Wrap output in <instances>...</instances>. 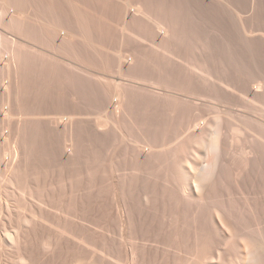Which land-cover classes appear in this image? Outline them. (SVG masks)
<instances>
[{"label":"rangeland","instance_id":"obj_1","mask_svg":"<svg viewBox=\"0 0 264 264\" xmlns=\"http://www.w3.org/2000/svg\"><path fill=\"white\" fill-rule=\"evenodd\" d=\"M9 1L0 264H264V0Z\"/></svg>","mask_w":264,"mask_h":264},{"label":"bare ground","instance_id":"obj_2","mask_svg":"<svg viewBox=\"0 0 264 264\" xmlns=\"http://www.w3.org/2000/svg\"><path fill=\"white\" fill-rule=\"evenodd\" d=\"M7 1H9V0H7ZM5 2H6V0H5ZM9 2H10V1H9ZM3 4L5 5L4 1H3ZM8 6L10 7V4L8 5V4L6 3V5L3 6V7L6 8V7H8ZM12 7H13V4H12ZM14 7H15V6H14ZM138 8H139V7H138ZM138 8H137V9H138ZM15 9H16V8H15ZM18 9H19V8H18ZM18 9H17V10H18ZM137 9H136V12H138V11H139V12H142L143 15H144L145 17H147V18H150V17H151V18H152L151 14L147 13V11H144L145 9H144V10H141V7H140L138 10H137ZM18 12H20V13L22 14L21 11H18ZM15 13H16V12H15ZM142 13H141V14H142ZM16 14H18V13H16ZM16 14H15L14 16H16ZM21 14H20V15H21ZM12 15H13V14H12ZM18 15H19V14H18ZM18 15H17V16H18ZM141 16H142V15H141ZM0 17H1V15H0ZM19 17H20V16H18V18H19ZM3 19H5V17H3ZM153 19H154V18H153ZM155 19H156V18H155ZM159 22H160V21H155L154 23L157 25V26H156V25H155V26H156L157 28H159L158 26L162 27L161 30H163L164 33H167L168 30H169V28L166 27V26H164L163 23L161 24V22H160V23H159ZM163 26L166 27V29L163 28ZM167 28H168V29H167ZM245 29H246V28H245ZM65 31H66V30H65ZM171 32H173V30H172V31L169 30L168 33H171ZM66 34H67V33H66ZM64 35H65V33H64ZM70 35H71V34L69 33V36H70ZM165 35H166V34H165ZM167 35H168V34H167ZM170 35H172V34H170ZM66 38H67V37H66ZM220 49H221V48H220ZM9 58H10V57H9ZM11 58H12V57H11ZM195 60H196V59H195ZM195 60H194V61H195ZM203 60H204V59H203ZM11 61H12V60H11ZM11 61H10V62H11ZM194 61H193V62H194ZM196 61H197V60H196ZM196 61H195V62H196ZM201 61H202V60H200L199 63H200L203 67H205L204 65H206V64L201 63ZM206 61H207V60H206ZM10 62H9V63H10ZM189 62L191 63L192 61H189ZM195 62H194V63H195ZM203 62H205V61H203ZM207 62H208V61H207ZM187 63H188V62H187ZM187 63H186V64H187ZM190 63H188V64H190ZM194 63L190 65L191 67H192V65L194 66V67H192V69H193L194 71H193V70H192V71H193L195 74H197L200 78L202 77L201 79H202V80L204 79L203 82H204V81H209V80H210L209 76L211 77V75L214 73V72L212 71L213 69L210 67L211 65L209 66V68H210V69H209V73H210L211 75L208 76V75H204L205 72L208 71V70H207V69H208V66H207V69H204V70H203V68H201V65H199V64L196 65V64H194ZM5 64H6V63H5ZM7 64H8V63H7ZM203 64H204V65H203ZM8 65H9V64H8ZM8 65H7V66H8ZM7 66H5V67H7ZM9 66H10V65H9ZM187 66H188V65H187ZM190 66H188V67H190ZM222 67H225V66H222ZM195 68L199 69L200 73H201V71H203V74H200V73H198L197 71H195ZM222 69H223V68H222ZM210 70H211L213 73H212ZM215 71H216V69H215ZM224 71H226V70L224 69ZM221 72H222V76H224V75H223L224 72H223V71H221ZM226 72H227V71H226ZM226 72H225V73H226ZM209 73L207 72V74H209ZM227 73H228V72H227ZM203 75H204V76H203ZM218 75H219V74H218ZM222 76H221V79H222ZM227 76H228V75H226V77H227ZM214 77H215V75L213 76V78H214ZM226 77H223V78L225 79ZM228 77H229V76H228ZM228 77H227V78H228ZM231 77H232V76L230 75L229 78H231ZM211 78H212V77H211ZM213 78L211 79L212 81L210 80L212 83H214L215 80L222 82V83H221V86L218 87V88H221V87H223L224 85H225L226 87L230 88L229 85H231L230 83H232V82H231L232 80L229 81V85H228V84H227V83H228L227 78L225 79V80H227V83H224V82H223V79L220 80V77H219V76H218V77H215V78H217V79H215V80H214ZM229 78H228V79H229ZM218 79H219V80H218ZM233 80H234V78H233ZM217 81H216V82H217ZM258 81H259V80H258ZM258 81H257V82H258ZM260 81H261V80H260ZM211 82H210V83H211ZM217 83H218V82H217ZM223 83H224V84H223ZM233 83H234V82H233ZM202 84H203V83H202ZM205 84H206V83L204 82V87H205L206 85L208 86L209 82H207L206 85H205ZM219 84H220V83H219ZM226 84H227L228 86H227ZM215 85H217V84H214V86H215ZM207 86H206V88H207ZM225 86H224V87H225ZM236 86H237V85L234 84V87H235V88H236ZM224 87H223V89H225ZM232 87H233V85H232ZM234 87H233V89L236 90ZM246 87H247V86H246ZM248 87H249V84H248ZM254 87H255V86H254ZM256 87H257L258 89L261 88V90H262V88H264V83H262V82H258V84L256 85ZM211 88H212V87H211ZM216 88H217V87H216ZM209 89H210V88H209ZM221 89H222V88H221ZM231 89H232V88H231ZM237 90H238V89H237ZM207 91H208V90H206V93H207ZM241 91H242V90H241ZM208 92H211V91H208ZM230 93H231V92H230ZM240 93H242V92H240ZM208 94H209V93H208ZM208 94H203V95H207V96H209ZM245 94H246V93H245ZM119 95H120V94H119ZM254 95H256V94H254ZM263 95H264V94H263ZM210 96H211V94H210ZM259 96H261V95H259ZM228 97H229V96H228ZM263 97H264V96H263ZM255 98H256V97H255ZM255 98H254V96H253V101H254V102H251V103H255V102H256V101H255ZM229 99L232 100L231 98H229ZM257 99H261L262 102L264 101V100H263L264 98L262 99V97H257ZM249 101H252V98H251V100H249ZM257 101L260 102V100H257ZM249 103H250V102H249ZM259 105H262V103L259 104ZM203 131H204V130H203ZM203 131H202V132H203ZM211 143H213V141H212ZM207 145H208V144H207ZM207 145H206V146H207ZM211 145H212V144H211ZM211 145H210V146H211ZM213 145H214V144H213ZM217 145H218V144H217ZM207 147H208V146H207ZM211 147H212V146H211ZM215 147H216V146H215ZM212 148H214V146H213ZM18 153H19V152H18ZM20 155H21V154H20ZM21 156H22V155H21ZM23 158H24V157H23ZM21 159H22V158H21ZM0 163H1V161H0ZM188 163H190V162H188ZM190 165H191V163H190ZM12 166H13V165H12ZM19 166H20V165H19ZM21 189H22V188H21ZM24 191H25V190H24ZM259 224H260V223H259ZM257 225H258V224H257ZM257 225H256V226H257ZM258 226H259V225H258ZM260 226H261V225H260ZM259 228H261V227H256L255 232H257ZM256 230H257V231H256ZM259 231H261V229H259ZM262 235H263V234H262ZM253 255H254V252H253V251H249V253H248V257H247V260H248V261L252 260Z\"/></svg>","mask_w":264,"mask_h":264}]
</instances>
